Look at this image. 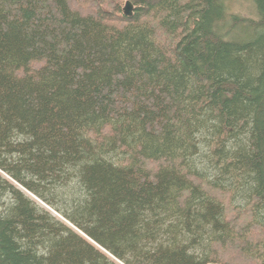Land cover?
Wrapping results in <instances>:
<instances>
[{"label": "trees", "instance_id": "trees-1", "mask_svg": "<svg viewBox=\"0 0 264 264\" xmlns=\"http://www.w3.org/2000/svg\"><path fill=\"white\" fill-rule=\"evenodd\" d=\"M231 1L0 0V264H264V0Z\"/></svg>", "mask_w": 264, "mask_h": 264}, {"label": "rangeland", "instance_id": "rangeland-1", "mask_svg": "<svg viewBox=\"0 0 264 264\" xmlns=\"http://www.w3.org/2000/svg\"><path fill=\"white\" fill-rule=\"evenodd\" d=\"M231 4L230 9L232 12L236 13L237 15L241 16H252V6H251V0H232L229 5ZM4 177L8 178L4 175ZM20 189L23 190L22 187L19 186ZM28 194V193H27ZM33 200L37 201L38 204L45 207L47 210H51L46 204L41 202L39 199H37L35 196L28 194ZM52 211V210H51ZM53 214L55 212L53 211ZM56 215V214H55Z\"/></svg>", "mask_w": 264, "mask_h": 264}, {"label": "water", "instance_id": "water-1", "mask_svg": "<svg viewBox=\"0 0 264 264\" xmlns=\"http://www.w3.org/2000/svg\"><path fill=\"white\" fill-rule=\"evenodd\" d=\"M123 12H124V15L126 17H132L133 16L134 7L132 6L130 1L126 2L125 7L123 9Z\"/></svg>", "mask_w": 264, "mask_h": 264}]
</instances>
